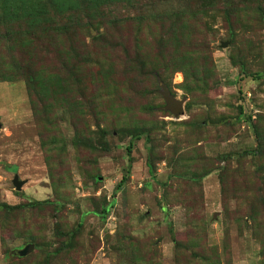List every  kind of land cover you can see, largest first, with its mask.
<instances>
[{"label":"rangeland","instance_id":"obj_1","mask_svg":"<svg viewBox=\"0 0 264 264\" xmlns=\"http://www.w3.org/2000/svg\"><path fill=\"white\" fill-rule=\"evenodd\" d=\"M202 6L119 4L115 14L139 18L112 28V45L93 53L102 64L84 59L85 45L94 51L84 30L58 48L37 26H16L13 40L0 28V264H264V160L252 154L264 139V0ZM193 11L196 55L209 44L215 74L164 73L182 107L169 116L154 109L151 71L164 24ZM131 60L145 69L132 75ZM29 69L46 93L29 91Z\"/></svg>","mask_w":264,"mask_h":264},{"label":"trees","instance_id":"obj_2","mask_svg":"<svg viewBox=\"0 0 264 264\" xmlns=\"http://www.w3.org/2000/svg\"><path fill=\"white\" fill-rule=\"evenodd\" d=\"M141 1L143 0H0V28H3V25L5 24L7 30L4 36L7 37V35H9L11 39L14 35L12 31L15 30L16 26L21 28H33L34 26H37V28L48 37L50 43H52L53 46L56 45L58 48L60 47L59 40H63L65 37L70 38L77 32L84 30L86 33H89L94 45V51L92 53L85 45L84 52L87 54L84 59L90 64L97 62H101L102 64L100 59H95V54L97 56L105 54L108 48L112 45V28H120L131 20L138 21L139 18L138 15L135 16V18L132 16H119L120 14H115L113 8L118 7L119 4H125V7L128 8L132 5L141 4ZM221 1L222 0H203L202 8L207 6H215L214 8H216ZM230 10L232 11L230 8L226 9L225 12L227 15L233 14ZM196 16L197 12L193 11L186 17H183L184 21H181V24H179L178 19L173 20L167 29L164 24L165 29L162 32L161 39H159L160 52H158L159 55L157 56L159 62H157V59L155 60L154 68L156 67V63L160 66L162 61V64L160 69L155 68L151 71L154 80V83L151 84V90L157 93V95L163 100L162 104L156 105L154 109H160L169 116L180 115L182 107L180 108V103L175 99L176 96L170 86L169 79L163 77L164 73L168 72L169 74H172L181 72L185 81L210 77L215 74L213 56L210 54L209 44L205 46L204 49L206 51L201 57H197L196 55L199 52L197 47L200 44H197L195 36L202 31L185 22ZM162 17L163 16H153L151 19H147L153 23L168 18V16ZM202 45H204V43ZM185 46L186 50H182L183 52L180 51V48ZM167 49L169 52H167ZM71 50L75 55L79 54V49L72 47ZM145 58L148 59L147 56ZM116 61L117 60H111V64L108 62L109 65H111L109 67L112 80L113 74L115 73V66L113 65L117 64ZM146 62L147 61L143 60V62H137L135 64L131 60L126 68L135 76L138 72L145 69ZM29 71L30 72L27 76L29 81V91L40 90L41 93H46L49 90V86L46 85L48 82L46 83L44 79L39 78L33 70L29 69ZM49 81L50 84H52V80L50 79ZM189 106L190 104H187L188 108ZM132 135L136 139H141V137L145 135L147 140H149L150 136L145 130H135ZM257 138L258 146L252 154L254 156L256 155L261 160H264V139L261 134H258ZM76 141L77 144H79L80 140L78 138H76ZM133 147L134 144L132 139L128 146L129 153L132 151ZM246 154L250 155V152H246ZM149 166L151 173H153V165L149 163ZM257 168L258 171H256V175L263 178L264 162L259 163ZM124 181H126V178H123L117 186V189L122 187ZM262 183L264 184V181ZM259 203L264 206L262 200H259ZM40 204H43V202L35 203V205ZM113 205L114 201L110 205L104 207L101 211H97L103 220L107 218ZM253 213H256V211ZM253 219L255 222H258V219ZM170 230L173 234V230ZM75 234L76 232L73 233V235ZM262 245H264V241H262Z\"/></svg>","mask_w":264,"mask_h":264},{"label":"water","instance_id":"obj_3","mask_svg":"<svg viewBox=\"0 0 264 264\" xmlns=\"http://www.w3.org/2000/svg\"><path fill=\"white\" fill-rule=\"evenodd\" d=\"M229 42L227 43H222V48H226L228 46ZM0 128H2V124L0 123ZM13 184L16 187L17 190H21L22 186H23V182L19 180V176L16 175L14 180H13ZM35 249L34 244H29L27 245L25 248L17 250V254L19 256L25 257L27 256L31 251H33Z\"/></svg>","mask_w":264,"mask_h":264}]
</instances>
